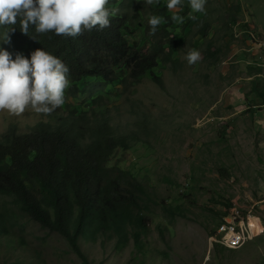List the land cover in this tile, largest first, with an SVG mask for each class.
I'll list each match as a JSON object with an SVG mask.
<instances>
[{"label":"rangeland","instance_id":"obj_1","mask_svg":"<svg viewBox=\"0 0 264 264\" xmlns=\"http://www.w3.org/2000/svg\"><path fill=\"white\" fill-rule=\"evenodd\" d=\"M205 7L204 13H192L188 6L183 23L173 27L179 39L172 60L153 69L165 88L147 73L131 95L119 93L120 87L110 94L111 86L103 93L108 103L120 106L115 119L122 127L141 129L135 120L142 115L129 111L131 106L150 116L149 134L143 135L148 141L132 140L111 163L129 169L165 203L182 204L187 216L171 219L160 205L149 203L145 220L137 224L146 223L143 248L132 236L122 249L115 247V236L81 237L91 264H264V104L252 93L249 77L251 69H264V0H207ZM126 36L141 52L152 45L140 25ZM209 44L216 56L208 53ZM190 49L201 53L195 65L185 59ZM44 119L30 111L19 117L0 112V133L10 123L26 130ZM231 203L234 209L225 220L234 221L239 239L234 249L222 242L230 232L216 227ZM20 222L14 235L24 237L25 246L14 248L3 238L0 264H83L59 233L26 216ZM212 228L225 248L215 246Z\"/></svg>","mask_w":264,"mask_h":264},{"label":"trees","instance_id":"obj_2","mask_svg":"<svg viewBox=\"0 0 264 264\" xmlns=\"http://www.w3.org/2000/svg\"><path fill=\"white\" fill-rule=\"evenodd\" d=\"M108 6L119 12L111 26L102 31L94 29L73 38L54 33L40 35L30 27L29 35H25L17 24L9 33L10 42L0 41V47L13 58L18 52L30 58L36 48L52 53L68 66L70 80L62 107L26 130L10 123L0 133V241L7 239L6 244L14 248L25 246V238L14 235V229L22 225L21 216L66 238L83 264L91 262L81 248V237L96 240L99 235L115 236V247L122 249L132 236L143 248L146 223L141 228L137 224L145 220L143 213L150 210L149 203L160 205L171 219L187 216L188 210L182 204L165 203L129 169L111 163L119 150L130 148L132 140L148 141L143 135L149 134L150 116L131 106L129 111L142 115L135 120L141 129L122 127L115 119L120 106L108 103L103 94L111 86L110 94L120 87L119 93L131 95L147 73L165 88L163 78L153 69L172 60L179 37L173 35L175 23L170 17L178 14L184 18L187 1L183 0L174 12L166 8V3L146 5L137 0H109ZM151 15L164 18L155 34L148 24ZM138 25L144 29V37L152 41L145 53L138 42L126 36L131 27ZM207 28L201 29V35L207 34ZM208 53L217 55L210 44ZM249 77H253L252 93L264 104L263 66L251 69ZM233 205L228 204L229 211L217 224L225 222ZM214 230L209 235L217 237ZM215 246L218 250L225 248L217 242ZM5 264L28 263L16 260Z\"/></svg>","mask_w":264,"mask_h":264},{"label":"clouds","instance_id":"obj_3","mask_svg":"<svg viewBox=\"0 0 264 264\" xmlns=\"http://www.w3.org/2000/svg\"><path fill=\"white\" fill-rule=\"evenodd\" d=\"M146 5L160 3V0H137ZM207 0H188L192 13H204ZM109 0H0V41L10 42V32L19 24L23 34L29 29L46 35L77 37L85 32L102 31L111 26V20L119 12L109 7ZM183 0H166V8L175 11ZM195 18V17H193ZM174 23H183V17L174 14ZM164 23V18L151 15L148 24L155 34ZM35 39V37H33ZM189 65L201 60L197 49H190L185 55ZM70 86L69 68L57 56L36 48L30 58L22 53L13 54L0 48V112L19 117L30 111L36 115H50L66 102V91Z\"/></svg>","mask_w":264,"mask_h":264},{"label":"built area","instance_id":"obj_4","mask_svg":"<svg viewBox=\"0 0 264 264\" xmlns=\"http://www.w3.org/2000/svg\"><path fill=\"white\" fill-rule=\"evenodd\" d=\"M216 227H219V232H230V239L223 240L222 242H226V246L229 247V249H234V244L239 239L236 237L234 232L233 219H230L229 222H223V224H217Z\"/></svg>","mask_w":264,"mask_h":264},{"label":"bare ground","instance_id":"obj_5","mask_svg":"<svg viewBox=\"0 0 264 264\" xmlns=\"http://www.w3.org/2000/svg\"><path fill=\"white\" fill-rule=\"evenodd\" d=\"M234 206H235V205H233V207H234ZM233 207H232V208H233ZM233 209H234V208H233ZM231 210H232V209H231ZM230 215H231V213H230L228 216H230ZM228 216H227V217H228ZM227 217H226V218H227ZM225 222H226V220H225ZM256 234H257V233H256ZM256 236H257V235H256ZM256 236H255V237H256ZM218 237H219V236H217V237H213V241L217 242L216 240L220 239V238H218ZM217 243H219V242H217ZM219 244H222V243H219ZM222 245H223V244H222ZM224 246H225V245H224ZM226 247H227V246H226ZM227 248H228V247H227Z\"/></svg>","mask_w":264,"mask_h":264}]
</instances>
